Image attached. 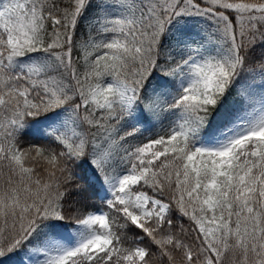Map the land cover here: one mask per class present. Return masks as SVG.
<instances>
[{"label": "snow or ice", "instance_id": "obj_1", "mask_svg": "<svg viewBox=\"0 0 264 264\" xmlns=\"http://www.w3.org/2000/svg\"><path fill=\"white\" fill-rule=\"evenodd\" d=\"M0 264H264V0H0Z\"/></svg>", "mask_w": 264, "mask_h": 264}, {"label": "trees", "instance_id": "obj_2", "mask_svg": "<svg viewBox=\"0 0 264 264\" xmlns=\"http://www.w3.org/2000/svg\"><path fill=\"white\" fill-rule=\"evenodd\" d=\"M261 53L259 50H257L254 53V57L250 59L249 64L250 66L254 69V71L249 75V78L247 79L246 83L250 86L249 91L252 94L253 97V106L257 104L256 102L259 100L260 95H261V82H262V77L260 75V68H259V57ZM151 84H155V81L150 82ZM167 128L168 127V121L163 120L162 122L156 123L154 127L151 128L150 131H146L143 133L142 136H140L137 140L133 141V143H141L145 142L147 138H156L157 135L163 134L161 132V128ZM24 143H28L27 140L24 141ZM43 167L45 165H41V167L38 168V171H43ZM75 199L79 200L83 208L87 209L88 211H91L93 209H101L103 208V205L101 202L96 198V195L93 191L91 190H84L81 191ZM185 224L188 223V221H184Z\"/></svg>", "mask_w": 264, "mask_h": 264}, {"label": "rangeland", "instance_id": "obj_3", "mask_svg": "<svg viewBox=\"0 0 264 264\" xmlns=\"http://www.w3.org/2000/svg\"><path fill=\"white\" fill-rule=\"evenodd\" d=\"M255 106H258V103Z\"/></svg>", "mask_w": 264, "mask_h": 264}]
</instances>
